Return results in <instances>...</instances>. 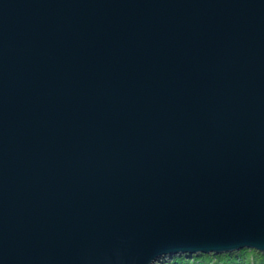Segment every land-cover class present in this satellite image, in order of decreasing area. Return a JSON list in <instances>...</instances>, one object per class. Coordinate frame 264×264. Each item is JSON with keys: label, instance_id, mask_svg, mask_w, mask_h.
Instances as JSON below:
<instances>
[{"label": "water", "instance_id": "1", "mask_svg": "<svg viewBox=\"0 0 264 264\" xmlns=\"http://www.w3.org/2000/svg\"><path fill=\"white\" fill-rule=\"evenodd\" d=\"M264 253V0H0V264Z\"/></svg>", "mask_w": 264, "mask_h": 264}, {"label": "trees", "instance_id": "2", "mask_svg": "<svg viewBox=\"0 0 264 264\" xmlns=\"http://www.w3.org/2000/svg\"><path fill=\"white\" fill-rule=\"evenodd\" d=\"M158 264H264V253L245 249L222 254H182L163 258Z\"/></svg>", "mask_w": 264, "mask_h": 264}, {"label": "rangeland", "instance_id": "3", "mask_svg": "<svg viewBox=\"0 0 264 264\" xmlns=\"http://www.w3.org/2000/svg\"><path fill=\"white\" fill-rule=\"evenodd\" d=\"M198 255H200V254H198Z\"/></svg>", "mask_w": 264, "mask_h": 264}, {"label": "bare ground", "instance_id": "4", "mask_svg": "<svg viewBox=\"0 0 264 264\" xmlns=\"http://www.w3.org/2000/svg\"><path fill=\"white\" fill-rule=\"evenodd\" d=\"M203 258V257H202Z\"/></svg>", "mask_w": 264, "mask_h": 264}]
</instances>
